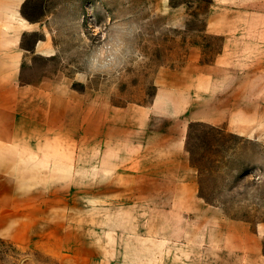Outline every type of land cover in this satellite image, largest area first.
Returning <instances> with one entry per match:
<instances>
[{"label":"rangeland","instance_id":"374dc122","mask_svg":"<svg viewBox=\"0 0 264 264\" xmlns=\"http://www.w3.org/2000/svg\"><path fill=\"white\" fill-rule=\"evenodd\" d=\"M210 3L27 0L30 92L0 146V264H257L264 102L255 138L142 110L159 71L184 62ZM257 13L247 27L264 28ZM206 48L209 58L218 41ZM260 99L243 95L246 118L257 120ZM228 104L217 95L192 108L221 119ZM183 128L180 150L161 147ZM191 187L210 208L191 206Z\"/></svg>","mask_w":264,"mask_h":264},{"label":"crops","instance_id":"0c3cea01","mask_svg":"<svg viewBox=\"0 0 264 264\" xmlns=\"http://www.w3.org/2000/svg\"><path fill=\"white\" fill-rule=\"evenodd\" d=\"M26 2L0 0V146L6 145L3 133L7 127L13 131L16 122L22 121L20 106L30 92L20 81L26 52L23 37L34 30L22 15ZM263 7L264 0H211L204 15L205 26L197 31L202 37L189 45L184 62L159 71L152 102L146 110L142 109L147 118L158 116L185 124L225 123L229 132L255 138L263 125L258 122L262 121L258 108L264 99L257 104V120L252 121L246 118L249 112L243 95H264V28L247 27L246 23ZM207 40L218 41L217 50L209 58ZM217 95L229 103L227 110H221V119L213 118L211 111L203 107L193 110L196 99H213ZM240 95L241 104L236 106L235 100H240ZM183 134L184 128L161 147L180 150L184 145ZM189 198L194 209L210 208L192 187ZM227 224L231 226L230 222ZM257 246V264H264L260 241Z\"/></svg>","mask_w":264,"mask_h":264},{"label":"trees","instance_id":"16d2710c","mask_svg":"<svg viewBox=\"0 0 264 264\" xmlns=\"http://www.w3.org/2000/svg\"><path fill=\"white\" fill-rule=\"evenodd\" d=\"M23 16H24V14H23Z\"/></svg>","mask_w":264,"mask_h":264}]
</instances>
